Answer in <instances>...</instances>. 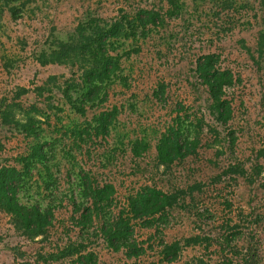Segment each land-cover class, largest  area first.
<instances>
[{"label":"rangeland","instance_id":"rangeland-1","mask_svg":"<svg viewBox=\"0 0 264 264\" xmlns=\"http://www.w3.org/2000/svg\"><path fill=\"white\" fill-rule=\"evenodd\" d=\"M176 1L178 10L170 16L169 0H0V112L7 109L11 123H24L25 108L29 109L36 101L48 99L49 91L42 94V99L34 89L43 86L50 76L58 78L56 86H48L52 95H63L70 86L67 81L78 75L72 76L74 70L65 66L40 67L34 57L41 51H50L59 41H67L76 27L91 15L106 19L117 15L131 18L139 9L156 11L163 19L162 26L142 42L143 46L139 43V54L132 53L129 62L124 64L126 73L132 72V80L128 91L116 90V98L121 93H127V103L119 111V126L112 132L113 140L109 147L113 149L115 142L125 134L140 138V135H148L154 129H160L158 133L163 131L165 122L174 115L163 102L152 98L151 89L156 79L165 77L172 84L177 97L175 101L184 107L181 110L178 105L176 110L180 111L182 128H189L185 133L194 135V128L189 125L193 122L194 126L193 118L201 114V148L198 156L176 162L169 168L157 166L150 150L147 156H143V153L139 159L132 158L127 151L126 155L122 153L119 160L114 161L113 174L116 182H123L121 185L128 189L150 184L166 191H172V188L187 189L197 184L202 190L211 188L210 198L219 197V201L228 203L231 208L207 212L206 196L195 197V201L189 195L185 197V204L173 214L167 233L171 240L199 235L203 244L185 248L179 264H241L239 258L248 242L252 243L251 236L263 243L264 250V172L252 184L247 180L248 176L227 170L235 168L239 160L246 163L245 169H249L252 163L257 162L256 153L264 147V41L261 48L257 45L258 39H264V35H260L264 33V1L234 0L236 10L243 3L248 6L249 12L246 15L235 13L236 16L231 13V25L214 20V15L223 7V0ZM201 52L221 55L224 67L241 77L239 86L229 95L234 98L233 114L223 135L218 132L208 110L199 107V100L206 99V95L200 87L197 91L192 88L194 78L191 69ZM165 57L169 58L168 61ZM70 88V102L74 103L77 88ZM21 90L27 93L20 96ZM64 104L65 111L71 112L69 106ZM1 116L0 167L12 165L20 169L21 165L15 163L13 158L22 152L24 141L14 124L3 125ZM61 117L64 118L63 125L67 126L69 117L66 114ZM71 119L76 120L73 115ZM42 129L45 138L48 135L52 141L57 139L53 155L52 152L49 154L54 157L53 171L57 185L63 189L76 187L79 169L84 167L85 171H90L93 163L90 161L83 165L80 147L70 145V140L62 139L60 133L51 135L46 125H42ZM228 132L236 139V146L232 149L226 147L224 142V135ZM123 142L127 144V141ZM64 147L65 151H70L64 152ZM125 147H120L119 151H125ZM70 156L74 158L68 164ZM136 161L138 170L132 166ZM259 163L264 167V160H259ZM71 164L75 165L73 171L70 170ZM39 169L36 166L29 176L30 184L34 187L37 186ZM68 170L71 171L69 175L66 174ZM104 173L108 175L109 170L105 169ZM19 196L23 202L30 201V196L24 192ZM198 211L203 215V221L198 219ZM227 214L232 215L235 220L233 224L228 222ZM256 215L262 217L259 226L256 225L258 217L254 218ZM235 223L237 228L234 227ZM11 232L10 218L0 211V234L9 235L7 242L18 245L26 254L24 260L16 261L0 245V264H21L26 260L35 264V258L32 259L34 254L50 250L47 241L40 237L27 240L11 235ZM104 259L118 263L114 258L105 256Z\"/></svg>","mask_w":264,"mask_h":264},{"label":"trees","instance_id":"trees-1","mask_svg":"<svg viewBox=\"0 0 264 264\" xmlns=\"http://www.w3.org/2000/svg\"><path fill=\"white\" fill-rule=\"evenodd\" d=\"M168 3L171 6L168 14L171 16L179 6L176 0H169ZM234 3V0H223L222 9L214 15L215 22L222 20L231 25V13L248 14V6L242 3L236 10ZM162 24L163 19L154 10L139 9L131 18L117 15L106 19L91 15L76 27L67 41H59L50 51H41L34 57L40 67L65 66L74 70L72 76L78 75L67 81L70 86L63 95H52L48 86L55 85L58 78L50 76L43 86L34 89L42 99V94L49 91L48 99L36 101L29 109L25 108L24 123H11L7 109L0 112L3 125L14 124L24 141L22 152L13 158L21 168L12 165L0 167V211L10 218L11 235L27 240L40 237L50 245L49 251L33 255L35 264H179L185 248L203 244L199 235L171 240L167 233L173 214L184 206L185 197L189 195L195 201V197L206 196L207 212L231 208L228 203L219 201V197L211 199V188L202 190L199 184L187 189L172 188V191H166L155 184L128 189L121 185L123 182H116L113 163L119 160L122 153L126 155L127 151L132 158L139 159L143 153V156H147L150 150L157 166L165 168L199 155L203 118L201 114L195 115L194 126L193 122L189 125L194 128V135L185 133L189 128H182L180 111L176 110L178 105L181 110L184 107L176 102L172 84L165 77L153 83L152 98L163 102L174 116L165 122L161 133H158L160 129L151 131L154 143L149 138L150 134L140 135V138L125 134L119 137L113 149L109 147L113 140L112 132L119 126V111L127 103V93H121L116 98V90L128 91L132 80V72L127 74L124 64L129 62L132 53L139 54L137 45L140 43L143 46L142 42ZM263 41L257 40L259 48L263 46ZM168 59L165 57L166 61ZM191 74L194 78L193 90L197 91L200 87L206 95V99L199 100V107L208 110L218 132L223 135L233 114L234 98L229 95L239 86L241 77L224 67L221 55L210 52L197 55ZM71 86L77 88L74 103L70 102ZM25 93V90H21L20 96ZM63 103L69 106L71 112L65 111ZM65 114L69 117L67 126L63 125L64 118L61 117ZM72 115L76 120L71 119ZM42 125H46L51 135L60 133L62 139L70 140V145L80 147L83 165L90 161L93 163L90 171H85L84 167L79 169L76 187L63 189L57 185L53 171L54 157L51 156L57 139L52 141L48 135L45 138ZM123 140L127 144L124 145ZM224 142L229 149L236 146V139L229 132L225 133ZM122 146L127 148L123 152L119 151ZM63 150L66 153L70 151H65L66 147ZM73 158L70 156L68 164L73 162ZM255 158L257 162L252 163L249 169H245L246 163L239 160L237 166L227 172L248 176L247 180L254 184L253 180L264 172V167L259 163V160H264V147L256 153ZM36 166L40 167V171L37 186L34 187L30 184L29 176ZM132 166L135 170L139 169L137 161ZM74 168L75 165L71 164L70 170ZM105 169L109 170L108 175L104 173ZM21 192L29 195L30 201L23 202L19 196ZM226 216L229 223L235 222L232 215ZM257 217L256 225L259 226L262 217L256 215L254 218ZM198 219H204L200 212ZM234 227L237 228L236 223ZM251 232L254 235L253 230ZM8 237L0 234V245L16 261L24 260L26 254L18 245H10ZM251 237L252 243L249 241L244 248L240 263L263 264V243ZM105 256L114 258L118 263L107 262ZM21 264L31 263L26 260Z\"/></svg>","mask_w":264,"mask_h":264}]
</instances>
